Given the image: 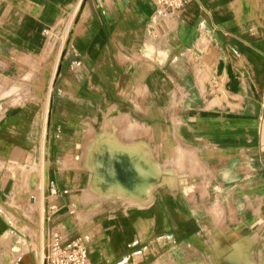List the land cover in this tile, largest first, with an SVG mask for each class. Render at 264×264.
Returning <instances> with one entry per match:
<instances>
[{"label": "crops", "instance_id": "0c3cea01", "mask_svg": "<svg viewBox=\"0 0 264 264\" xmlns=\"http://www.w3.org/2000/svg\"><path fill=\"white\" fill-rule=\"evenodd\" d=\"M55 226L96 264H264V0H0V264Z\"/></svg>", "mask_w": 264, "mask_h": 264}, {"label": "built area", "instance_id": "2783aa9c", "mask_svg": "<svg viewBox=\"0 0 264 264\" xmlns=\"http://www.w3.org/2000/svg\"><path fill=\"white\" fill-rule=\"evenodd\" d=\"M190 0H154L157 7L162 13L175 12L181 9ZM58 189L51 186L49 189L50 196H56ZM56 208L55 202L48 203V211ZM63 234L55 226L51 229L46 250V261L48 264H96L90 258L87 246L80 240L63 243Z\"/></svg>", "mask_w": 264, "mask_h": 264}, {"label": "rangeland", "instance_id": "374dc122", "mask_svg": "<svg viewBox=\"0 0 264 264\" xmlns=\"http://www.w3.org/2000/svg\"><path fill=\"white\" fill-rule=\"evenodd\" d=\"M71 33V31L69 30L68 31V34H70ZM61 41V40H60ZM60 41H57V47L58 48H61V47H64V45L60 42ZM40 75H43V76H45V75H47V72H44V73H40ZM21 88H12V91H10V92H6V93H4V95L5 94H8V93H12V92H16V91H18V92H20V91H22V89L20 90ZM26 90H28V89H26ZM31 95V92L30 91H28V94L27 95ZM23 98L22 97H20L19 98V101H21ZM155 165V164H154ZM108 171L110 172V176L109 175H105V173H101L100 175L98 174V178H100V180H102V182H103V190H107V191H111L112 189H110V187H112V185H113V179H112V173H113V169L112 168H109L108 169ZM139 171L141 172V173H144V168L143 167H139ZM152 173L155 175V176H158L159 175V169L155 166V167H153L152 168ZM109 178H111V179H109ZM146 186L143 184L142 186H140L139 188H138V191H142V189H144ZM126 188H123V187H121V189H120V191H129V190H125ZM255 238V236H253V238L252 237H250V238H248L249 239V241H248V244H251V242H252V239H254ZM238 239V238H237ZM238 242H240V239L238 240ZM250 251V248L249 247H247V248H241L240 246L238 247V248H236L235 250H234V253H233V257L236 259V260H238V261H242V259H244V260H247L246 259V252H249ZM263 254H264V251H263ZM196 264H198V263H196ZM199 264H204V263H199Z\"/></svg>", "mask_w": 264, "mask_h": 264}, {"label": "bare ground", "instance_id": "6f19581e", "mask_svg": "<svg viewBox=\"0 0 264 264\" xmlns=\"http://www.w3.org/2000/svg\"><path fill=\"white\" fill-rule=\"evenodd\" d=\"M116 126H117V125H116ZM47 134H48V133H47ZM106 139H107V138H106ZM106 139H105V140H106ZM103 140H104V139H103ZM109 140H110V139H109ZM109 140H108V141H109ZM106 141H107V140H106ZM108 141H107V142H108ZM110 141H111V140H110ZM110 141H109V142H110ZM109 142H108V143H109ZM46 144H47V143H46ZM110 144H111V142L109 143V145H110ZM4 145H5V144H4ZM102 147H103V145H102ZM107 147H108V146H107ZM111 148L113 149V147H111ZM108 149H109V147H108ZM103 151H104V150H103ZM110 151H111V150H110ZM120 153H122V151H121ZM127 153H129V152H127ZM46 154H47V153H46ZM113 155H114V154H113ZM113 155H112V156H113ZM94 157H95V156H94ZM100 157H101V156H100ZM129 157H130V156H129ZM102 158H103V157H102ZM96 159H97V158H96ZM96 162H97V161H96ZM102 162H103V161H102ZM129 162H130V161H129ZM142 163H143V162H142ZM104 164H105V163H104ZM113 164H114V163H113ZM127 165H129V164H127ZM106 167H107V166H106ZM124 167H125V166H124ZM134 167H135V166H134ZM106 169H107V168H106ZM151 169H152V168H151ZM136 171H137V170H136ZM107 172H108V169H107ZM107 172H105V175H107V174H106ZM101 173H104V171H101ZM109 173H110V172H109ZM137 173H138V171H137ZM133 174H134V173H133ZM138 175H140V174H138ZM138 175H137V176H138ZM125 178H126V177H125ZM130 179H131V178H130ZM133 179H134V178H133ZM134 182H135V181H133L132 184H133ZM135 185H136V182H135ZM136 187H137V186H136ZM133 188H135L134 185H133ZM133 188H132V189H133ZM137 189H138V187H137ZM134 190H135V189H134ZM44 210H45V209H44ZM13 219H15V218H13ZM20 240H21V239H20ZM4 242H5V241H4ZM1 244H2V243H1ZM14 245H15V244H14ZM23 248H24V247H23ZM27 248H28V247H27ZM0 249H2V248L0 247ZM21 249H22V248H21ZM10 250H11V249H10ZM11 251H12V250H11ZM15 251H16V250H15ZM21 252H22V251H21ZM13 253H14V252H13ZM26 253H27V252H26ZM26 253H25V254H26ZM6 254H7V253H6ZM12 255H13V254H12ZM17 255H18V254H17ZM19 255H20V254H19ZM7 256H8V255H7ZM3 258H4V257H3ZM7 258H8V257H7ZM14 258H15V257H14ZM17 258H18V257H17ZM9 259H10V258H9ZM15 260H16V259H15ZM6 261H7V260H6ZM19 263H20V262H19ZM21 263H22V262H21ZM22 264H23V263H22Z\"/></svg>", "mask_w": 264, "mask_h": 264}, {"label": "water", "instance_id": "95a60500", "mask_svg": "<svg viewBox=\"0 0 264 264\" xmlns=\"http://www.w3.org/2000/svg\"><path fill=\"white\" fill-rule=\"evenodd\" d=\"M45 209L48 212V201H46V203H45Z\"/></svg>", "mask_w": 264, "mask_h": 264}]
</instances>
